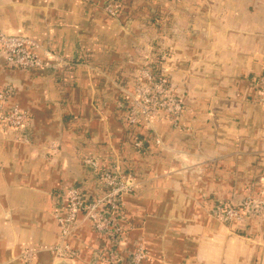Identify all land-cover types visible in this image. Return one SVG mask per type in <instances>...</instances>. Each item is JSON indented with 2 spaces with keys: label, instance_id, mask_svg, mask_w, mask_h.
<instances>
[{
  "label": "crops",
  "instance_id": "1",
  "mask_svg": "<svg viewBox=\"0 0 264 264\" xmlns=\"http://www.w3.org/2000/svg\"><path fill=\"white\" fill-rule=\"evenodd\" d=\"M105 1L0 0V30L30 36L45 61H61L23 70L0 50V92L13 87L6 106L34 118L32 144L0 131V264L107 259L112 241L82 213L64 240L76 256L50 250L63 241L58 199L74 185L101 193L83 164L89 155L136 180L121 256L144 243L145 264H264V215L235 228L211 214L219 202L264 199V0H123L117 17ZM155 51H166L158 63L184 110L177 123L132 126L123 100L140 69L158 64Z\"/></svg>",
  "mask_w": 264,
  "mask_h": 264
},
{
  "label": "built area",
  "instance_id": "2",
  "mask_svg": "<svg viewBox=\"0 0 264 264\" xmlns=\"http://www.w3.org/2000/svg\"><path fill=\"white\" fill-rule=\"evenodd\" d=\"M122 9L119 0H106L103 3V10L113 17H117ZM41 48L42 46L28 35H15L0 30V50L5 55L8 67L29 70L56 68L61 64V61H45L37 52ZM45 52L49 54L48 50ZM161 57L165 60L167 58L164 55ZM153 68V65L148 63L140 69L133 92L123 100L129 125H146L153 129L154 123L159 120L171 119L177 123L184 110L182 99L169 87L168 77L162 70V65L158 63V75L154 73ZM258 87L260 100L264 103V74L259 77ZM12 93L11 85L0 92V131L5 134L12 132L13 140L32 144L33 115L19 104L6 106ZM57 150L58 144L54 143L51 151ZM83 164L101 182V193L94 197L80 186L74 185L67 190L65 199H58L53 214L59 223L63 241L50 250L59 258L76 256V251L64 240L77 223L78 215L82 213L85 219L92 222L94 229L106 235L114 245L107 259L101 264H122L125 260L128 264H145L150 261L152 257L144 243H138L126 258L121 256L118 250L130 229L125 196L137 187L136 180L115 162L107 169L102 168L101 160L93 155L86 156ZM211 214L225 225L245 228L251 220L260 219L264 215V199L248 196L238 203L219 202L212 208ZM34 251L33 248L25 250L23 258L30 260Z\"/></svg>",
  "mask_w": 264,
  "mask_h": 264
},
{
  "label": "rangeland",
  "instance_id": "3",
  "mask_svg": "<svg viewBox=\"0 0 264 264\" xmlns=\"http://www.w3.org/2000/svg\"><path fill=\"white\" fill-rule=\"evenodd\" d=\"M163 19H158V23L161 25V21H162ZM157 22H155L154 24H156ZM152 47H153V45H152ZM152 54H153V49H152ZM166 51H155V54H156V56H155V61H157V63L160 61H163V60H165V58H163V57H161V55L163 56H167V54L165 53ZM161 53V54H160ZM154 55V54H153ZM162 65V64H161ZM163 69H164V67H163ZM262 218V217H261Z\"/></svg>",
  "mask_w": 264,
  "mask_h": 264
},
{
  "label": "trees",
  "instance_id": "4",
  "mask_svg": "<svg viewBox=\"0 0 264 264\" xmlns=\"http://www.w3.org/2000/svg\"><path fill=\"white\" fill-rule=\"evenodd\" d=\"M120 2H121V4H122V8L125 10L126 9V7H125V5H124V1L123 0H119ZM123 9L121 10V12L120 13H122L123 12ZM153 71H154V73L155 74H159L160 73V70L159 69H156L157 67H158V64H155V65H153Z\"/></svg>",
  "mask_w": 264,
  "mask_h": 264
},
{
  "label": "water",
  "instance_id": "5",
  "mask_svg": "<svg viewBox=\"0 0 264 264\" xmlns=\"http://www.w3.org/2000/svg\"><path fill=\"white\" fill-rule=\"evenodd\" d=\"M15 35H22V34H15ZM62 260H64V259H62Z\"/></svg>",
  "mask_w": 264,
  "mask_h": 264
}]
</instances>
